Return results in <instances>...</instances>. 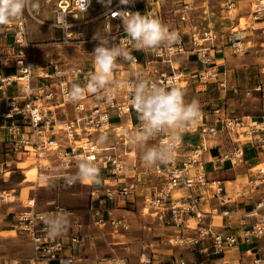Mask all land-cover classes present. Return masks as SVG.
<instances>
[{
	"label": "built area",
	"instance_id": "2783aa9c",
	"mask_svg": "<svg viewBox=\"0 0 264 264\" xmlns=\"http://www.w3.org/2000/svg\"><path fill=\"white\" fill-rule=\"evenodd\" d=\"M92 2L54 0L56 26L62 32V43L87 45L90 55L96 43L80 37L83 36L82 26L87 22L83 14ZM139 3L140 0H130L129 4L122 5L120 0H111L103 10L101 17L105 27L108 28L111 21L115 23V28L106 35L110 45H118L126 36L121 19L113 14L120 11L141 13ZM228 3L232 5L234 2L230 0ZM252 5V20L261 23L260 28L264 33V0H252ZM188 7L189 4L183 2L182 20L186 17ZM141 14L152 17L151 10L146 8ZM63 19L68 27L61 26ZM4 27L11 30L12 40L18 49V58L15 59L18 78L0 76V90L11 82L19 81L26 95L22 105L15 98L5 102L0 116L19 115L25 129L17 134V125H8L11 135L0 151L3 150L5 155L16 156L20 153L29 154L32 149L34 159L43 155L52 156L59 170L77 167L80 162L91 159L99 168L100 182L89 183L86 213L90 223L98 229L109 228L122 237L128 231L129 223L124 216L114 211H126L128 203L141 197L143 208L150 210L148 214L169 230L167 242L171 247L178 246L180 250L191 248L203 254H220L234 246L240 238L247 243L260 242L264 249V196H261L264 191V166H250L243 159L245 143H251L264 155V115L259 118L249 115L237 117L229 115L223 106L215 105L211 109L200 108V115L194 122L165 129L155 138L149 139L146 145L133 144L129 139V134L136 130L140 121L131 107L128 84L135 82L138 77H144L162 86L179 89L177 82L187 74L186 71H175L173 66L174 55L186 49L181 34L174 31L178 39L158 51L141 50L145 54L143 56H138V50L128 46L135 61L117 58L110 93L100 91L92 94L86 91L82 100L73 103L65 99L66 91L71 87L67 85L66 77L62 78L56 72L58 78L48 77L51 76L48 73L42 76L34 73L36 63L29 54L31 44L25 30V15ZM197 39L196 35H191L189 43L196 53L198 78L202 82H216L224 88L227 84L226 73L216 67L210 52L212 46L201 45ZM200 39L204 40L205 37ZM235 43L233 40L231 45L236 47ZM262 69L264 71V54ZM92 71L93 63L85 73L87 77ZM38 77L41 79L33 88L31 80ZM231 88L233 93H237L236 86ZM256 88L260 90L262 85L258 84ZM33 89L36 90L33 92ZM54 104L57 107L70 105L72 117L69 119L64 114V118L58 121L50 113L49 105ZM57 123L64 126L63 130ZM77 129H80V133L75 132ZM181 133L198 134V141H183ZM102 135L106 137L103 143L99 141ZM80 136L86 139L81 144L76 143L81 140ZM206 140H219L224 145L217 158L220 163L228 161L231 167L245 165V181L230 189L220 180L208 177L203 153L211 145L207 146ZM161 144L174 145L171 160L167 164L147 165L142 159L145 147ZM220 145L215 143L213 146ZM56 175L69 184V172L59 171ZM255 193L260 197L255 199ZM0 199L5 200V196L0 194ZM248 200L250 206L246 207ZM30 201L32 203L27 204L30 209L14 214L11 221L13 229L23 233L30 242L32 251L25 259L26 264H52V261L54 264H72L82 257L81 251L86 245L94 244L95 234L83 230L81 224L76 222L65 226L60 235L50 236L45 222L51 217L62 216L64 212L72 215V212L64 210L54 198L50 200L53 207L43 211L32 208L34 197ZM215 219H219V222H215ZM169 249L172 255L169 260L155 262L149 257L140 264H204L203 261L189 260L179 251ZM0 264H18V261L0 256ZM251 264H264V259L254 257Z\"/></svg>",
	"mask_w": 264,
	"mask_h": 264
},
{
	"label": "rangeland",
	"instance_id": "374dc122",
	"mask_svg": "<svg viewBox=\"0 0 264 264\" xmlns=\"http://www.w3.org/2000/svg\"><path fill=\"white\" fill-rule=\"evenodd\" d=\"M228 1L230 0H140L139 7L141 13H144L145 8L151 10L152 18L160 20L170 32L177 31L186 42L185 51L173 57L175 71L191 70L177 82V87L184 94L185 103L197 101L201 109H211L215 105L223 106L229 115L237 117L249 115L259 118L264 115L262 69L264 33L260 28L261 23L252 20V0H231L234 2L232 5H229ZM33 2L38 4V8H30L24 12V15L25 30L31 44L29 54L36 63L34 73L41 76L48 73L51 75H47L48 77L58 78L56 72L62 75V78L66 77L68 86L73 83L83 86L87 79L85 73L92 65L89 46L77 45L75 42L62 43V32L56 26L54 0H33ZM183 2L188 3L189 7L185 19L182 20L180 15ZM108 5L107 0H93L91 7L83 14L87 22L82 26L83 36L80 38L91 39L97 46L99 41L93 39L94 35L98 32L107 35L109 30L115 28L114 21H111L106 28L103 18L99 16ZM210 31L211 40L200 39L207 37ZM191 35H196L201 45H211L212 42L219 44L221 54L217 56L216 62L219 63L216 67L226 73L227 84L224 88L216 82H202L198 78L196 53L189 43ZM5 40L13 48L7 53H14L13 68L17 75L15 59L18 58V49L12 40L11 30L0 26V44ZM233 40L239 42V48L231 45ZM136 54L145 55L141 50ZM40 79V77L32 79L33 88ZM258 84L262 85L260 90L256 88ZM232 86L238 88L237 93H233ZM35 90L33 89V92ZM20 101L22 105L25 98H20ZM61 109L67 118L72 117L70 105L66 104ZM185 140L189 139L185 137ZM215 142L212 140V144ZM209 144L211 145V142ZM1 147L3 148L2 145ZM0 153H2L0 194L5 196V200L0 199L1 257L15 259L18 264L27 263L25 259L32 251L30 242L23 233L13 229L11 221L14 214L30 209L27 204L32 203L30 198L33 197V209L43 211L52 208L53 204L50 200L54 198L64 210L72 212V215L63 213L62 216L67 220L65 226L68 227L76 222L81 224L83 230H90L95 234L94 244L86 245L81 251L82 257L75 262L77 264H140L149 257L155 262H165L167 261L165 253L168 255L170 251L168 248L174 251L180 250L178 246L171 247L168 244L169 230L148 212L143 213L144 204L141 197L136 198L131 204L128 203L125 207L126 211L121 209L114 211L115 214L124 216L129 223L128 231L121 237L109 228L94 227L88 220L86 207L90 186L87 180H76L67 184L62 177L56 175L59 171H67L71 177L75 176L78 167L59 170L56 169L52 156L34 159L32 153H20L16 156L5 155L3 150ZM250 154L252 153L248 151L246 156L249 157ZM236 166L237 169L243 168L242 164ZM259 166L263 167L264 162ZM35 167L39 172L48 175V177L44 174L40 175L45 178L43 182L36 180ZM241 179L239 178L238 181H245V178L243 181ZM185 251L183 250V253ZM193 252L195 259L203 260L204 264H224L225 261H230L229 255L214 260L213 258L219 255L203 254L196 250Z\"/></svg>",
	"mask_w": 264,
	"mask_h": 264
},
{
	"label": "clouds",
	"instance_id": "9594fccd",
	"mask_svg": "<svg viewBox=\"0 0 264 264\" xmlns=\"http://www.w3.org/2000/svg\"><path fill=\"white\" fill-rule=\"evenodd\" d=\"M130 0H120V4L127 5ZM110 4L111 0H107ZM38 8L33 0H0V26H6L11 21L22 18L25 11ZM84 11V5L82 6ZM118 16L126 33L118 45H110L107 36L96 33L93 39L99 41L91 53L94 71L88 74L86 83L81 86L73 83L66 91L65 99L69 102L82 100L85 93L97 94L100 91L110 93V85L114 83L113 74L117 67V58L134 62L135 57L128 51V46L135 50L158 51L162 46L173 44L177 39L174 32L160 20L139 12L120 11L113 14ZM64 19L61 26H65ZM68 27V25H66ZM128 89L131 98V107L138 115L140 121L136 130L129 134L133 144H145L149 139L155 138L165 129H173L180 125L194 122L200 115V106L197 101L185 103L183 92L175 87L168 88L144 77H138L135 82H129ZM110 98V97H109ZM105 136L99 141L103 143ZM174 145L161 144L156 147H145L142 159L149 165L167 164L172 158ZM75 176L67 178L69 184L76 180H90L99 183V168L91 159L84 160L78 165ZM65 216L51 217L46 221L50 236L60 235L66 225Z\"/></svg>",
	"mask_w": 264,
	"mask_h": 264
},
{
	"label": "crops",
	"instance_id": "0c3cea01",
	"mask_svg": "<svg viewBox=\"0 0 264 264\" xmlns=\"http://www.w3.org/2000/svg\"><path fill=\"white\" fill-rule=\"evenodd\" d=\"M218 45H219L218 43L212 42L211 43L212 48L210 50L214 58L213 61L216 65H218L217 63H219L216 62L217 56L221 54L220 53L221 49L218 48ZM9 49L12 50L13 48L10 46V44H8L6 40L4 43L0 44V76H13L15 74V69L13 68L14 53L8 54L7 52H9ZM9 60H11V64H9ZM190 71L191 70H186L187 73ZM31 85H32V80H31ZM25 95L26 92L24 90L22 82L19 81L11 82L3 86V89L0 90V111H2V108H4L5 106L4 105L5 102H7L10 98H15L16 101L20 103L21 102L20 98H25ZM49 106L52 107V109H50V113L53 114L54 118H56L57 120H61L64 117L62 113L63 110L61 109L62 107L61 108L57 107L55 104L54 106L52 105ZM11 124L17 125V134H21L25 129L23 120L20 118L19 115H14L13 117L0 116V147L1 145L2 146L6 145L5 141L10 138L11 134L10 131H8L7 127L8 125ZM180 136L182 137L183 141H186L185 137L186 139L188 138L189 140H187L186 142L196 143L198 141V134L181 133ZM215 141H216L215 143H219L221 145L215 147L213 146L215 143L212 144L211 142L212 144L211 147L208 148L203 153V158L206 161L205 169L207 171V175L210 178H216L220 180L223 184H225L227 188L233 189L236 185H238V183H240L238 181L239 178H242L241 179L242 181L244 180V178H246L247 176L246 168H244L245 167L244 165L242 166L243 168H239V169H237V166L231 167L228 161H224L220 163L217 160V158L220 152L222 151L224 145H222V143H220L219 140H215ZM248 151L252 153L250 154L249 157L246 156ZM243 152H244L243 159L247 160L248 165L250 166L258 165L264 162V160H261L262 158H264V155L261 152H258L251 143H245L243 145ZM0 157H2V153H0ZM35 169L37 173L36 174L37 176L35 177L36 180H39L41 174H44L46 177H48V175L45 174L44 172L42 173L39 172L37 167H35ZM226 182H230V183L228 184ZM261 196H264V191L261 193ZM257 197H260V195H257V193H255L254 198L256 199ZM245 204L246 207L250 206V201L249 200L246 201ZM215 222H219V219H215ZM183 250L186 251L183 253ZM178 251L180 254L183 253L181 255L189 260L203 261V260L195 259L194 252L191 250V248H184ZM170 252L171 249L168 255L167 253H165L167 256L166 260L170 259ZM217 255L219 256H215L217 258H213L214 260L215 259L219 260L225 257L226 255H229L230 261L229 262L227 261L226 264H235V261H237V264H251L254 257H260L264 259V249L262 248L260 242L247 243L239 238L238 242L234 246L226 248L222 253ZM76 261H74L72 264H77L75 263ZM51 263L54 264L53 261Z\"/></svg>",
	"mask_w": 264,
	"mask_h": 264
},
{
	"label": "bare ground",
	"instance_id": "6f19581e",
	"mask_svg": "<svg viewBox=\"0 0 264 264\" xmlns=\"http://www.w3.org/2000/svg\"><path fill=\"white\" fill-rule=\"evenodd\" d=\"M99 16H102L101 15V13H100V15ZM211 38H212V34H211V31L210 32H208V34H207V37H205V39H208V40H211ZM235 46L236 47H239V42L237 41L236 43H235ZM18 78V75H13L12 76V78ZM59 121V120H58ZM57 125H58V127L59 128H61L62 127V125H60L59 123H57ZM64 127V126H63ZM63 127H62V130H63ZM75 132L76 133H80V129H77V130H75ZM80 138H81V140L80 141H76V143H79L80 142V144H81V142L82 141H85L86 139H85V137H82V136H80ZM209 142H212V140H206V142H205V144L207 145V146H209L210 144H209ZM212 145V144H211ZM30 153H32V155H33V151H32V149H31V152ZM44 156H46V155H43L42 157H40V158H43ZM33 157H34V155H33ZM39 180L41 181V182H43L44 180H45V178L44 177H39ZM87 183H90V180H87ZM147 212H149L148 211V209H146L145 207L143 208V213L144 214H147ZM226 262V261H225ZM224 262V263H225Z\"/></svg>",
	"mask_w": 264,
	"mask_h": 264
}]
</instances>
